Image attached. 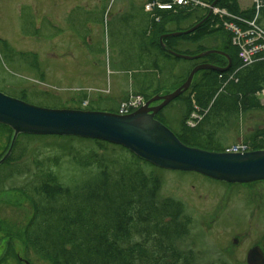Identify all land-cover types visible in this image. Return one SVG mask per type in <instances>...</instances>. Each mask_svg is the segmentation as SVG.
<instances>
[{"label":"rangeland","instance_id":"1","mask_svg":"<svg viewBox=\"0 0 264 264\" xmlns=\"http://www.w3.org/2000/svg\"><path fill=\"white\" fill-rule=\"evenodd\" d=\"M47 1L50 14L34 10ZM238 1L243 10L253 6L257 12L261 6L257 7L255 0ZM145 3L146 0H0V90L11 96L26 91L28 102L46 108L105 112L118 110L120 103L131 96L152 98L172 93L190 66L189 61L164 57L150 46V15L144 11ZM44 22L50 25L46 50L41 47L43 29L38 32ZM5 42L18 53L35 52L38 59L31 65L26 57L11 55L3 48ZM209 48L218 50L217 45ZM259 98L264 105V95ZM87 102L86 107L83 103ZM184 112L183 99L174 100L162 110L165 125L177 131ZM263 125L264 109H254L227 122L219 129L217 140L226 147L244 142ZM1 130L0 144H5L8 134ZM21 142L26 149L23 165L34 170L39 161L59 158L57 173L67 183L89 176L74 158L86 157L91 149L113 159H120L124 153L118 147L103 151L93 139L80 137H26ZM5 172L1 170L0 177ZM158 172L161 196L181 201L191 218L190 235L182 248L193 250L199 264H247V251L253 244L264 252V180L232 184L196 172ZM25 180L24 176H14L3 185L0 179V185L16 187ZM30 218L31 208L20 194H0V219L15 227L22 222L25 225ZM233 239L238 243L234 244ZM8 243L9 240L0 242V259ZM14 245L21 249L18 240ZM19 256L11 255L0 264H25ZM26 260L50 264L32 254Z\"/></svg>","mask_w":264,"mask_h":264},{"label":"trees","instance_id":"2","mask_svg":"<svg viewBox=\"0 0 264 264\" xmlns=\"http://www.w3.org/2000/svg\"><path fill=\"white\" fill-rule=\"evenodd\" d=\"M206 1L213 4L217 0ZM260 1L257 12L253 6L241 9L238 0H218L216 6L251 19L257 13V23L264 29V0ZM208 12L198 7H177L154 14L147 12L150 15L147 27L150 46L157 48L164 57L178 58L162 47L161 38L191 29L202 22ZM223 23L219 15L212 14L191 33L163 38L165 47L177 53L197 55L211 50L209 45H217L218 50L231 57L228 71L202 70L196 74L189 90L177 98L183 99L185 112L178 130H172L188 146L222 152L229 146L218 142L219 129L233 118L243 117L254 109H264L259 98L264 92V55L260 54L252 64L244 65L239 49L232 43V33ZM6 46L16 52L8 44ZM16 53L26 57L27 61L31 58L29 54ZM35 59H38L37 55H32V62ZM186 61L190 66L176 88L198 64L209 63L224 68L229 63L226 56L217 53ZM12 97L29 101L26 91ZM117 111L114 109L113 112ZM193 111L201 118L190 127L186 121ZM156 118L165 125L162 111ZM0 128L8 134V141L0 144L1 160L11 146L14 131L1 123ZM26 137L75 138L20 134L11 156L0 165V171L6 170L0 177L1 185L14 176L26 178L16 187L0 185V194L14 191L31 208L30 220L25 225L24 222L19 226L14 224L16 231L0 219V242L9 240L0 262L11 259V255L16 258L23 252L26 259L32 254L50 264H199L193 250L182 248L190 235L191 225L184 204L161 196L162 179L158 172L161 168L122 146L94 140L103 151L109 147L120 148L123 156L107 158L91 149L86 157L74 158L89 176L74 183L62 182L57 173L59 158L39 161L34 170L21 163L26 151L24 143L21 147V139ZM245 142L252 150L264 149V125L249 134ZM16 240L20 243L19 250L14 245Z\"/></svg>","mask_w":264,"mask_h":264},{"label":"water","instance_id":"3","mask_svg":"<svg viewBox=\"0 0 264 264\" xmlns=\"http://www.w3.org/2000/svg\"><path fill=\"white\" fill-rule=\"evenodd\" d=\"M218 1V0H217ZM215 1L212 6L217 4ZM212 14L189 30L174 32L161 38V45L170 54L186 60L200 59L210 54H221L228 58L224 68L209 63L196 65L186 81L168 95H157L133 113L121 115L114 112L53 109L34 105L9 96L0 91V123L14 131L11 146L0 160V165L13 151L20 134L75 136L102 140L122 146L137 157L165 170L196 172L214 180L245 184L264 180V149L243 153L211 151L184 144L176 134L155 118V115L185 93L199 71H228L231 57L220 50H208L197 55H186L169 50L163 38L179 36L195 31ZM160 101L155 106L152 103ZM248 264H264V253L260 247L252 248L247 257ZM26 264H31L26 261Z\"/></svg>","mask_w":264,"mask_h":264},{"label":"built area","instance_id":"4","mask_svg":"<svg viewBox=\"0 0 264 264\" xmlns=\"http://www.w3.org/2000/svg\"><path fill=\"white\" fill-rule=\"evenodd\" d=\"M255 3L259 7L261 1L255 0ZM177 7L213 9V13L222 18L224 27L232 33V43L239 49V57L244 65L252 64L258 55H264V29L257 23V13L252 19L230 14L225 9L212 8L211 4L206 0H152L146 3L145 10L154 14L155 11L175 10ZM143 103L144 99L141 96L131 97L129 101L121 104L119 112L121 114L129 113L139 108ZM199 119L200 116L197 112H193L188 124L194 126ZM250 149V144L240 142L232 144L226 151L239 153L247 152Z\"/></svg>","mask_w":264,"mask_h":264},{"label":"flooded vegetation","instance_id":"5","mask_svg":"<svg viewBox=\"0 0 264 264\" xmlns=\"http://www.w3.org/2000/svg\"><path fill=\"white\" fill-rule=\"evenodd\" d=\"M49 7H50V3L47 1L46 3H44V4H41V5H38L37 6V8L35 7L34 8V10L35 11H40V10H42L43 11V13H44V15L46 16L47 14H50L51 13V9H49ZM37 27V26H36ZM48 27H50V25L48 24V22H44L43 23V25H41L39 28H38V32H40L41 31V29H43V35L45 36V38H44V42H42V49L44 50H46L47 48H48V40H47V38H48V36H49V32H48ZM1 40V39H0ZM2 46V45H1ZM10 46V45H9ZM4 49H6L7 51H10L9 53H11V55H17V54H15L16 52H13V51H11V50H9L8 48H7V46H6V42L4 43V47H3ZM10 48L13 50V48L10 46ZM29 55L31 56V58L29 59V60H31V62H30V64L31 63H33L32 62V55L34 56V55H37L35 52L34 53H29ZM158 103H154V104H151V106H155V105H157ZM160 112V111H159ZM159 112L156 114V115H158L159 114ZM227 183V182H226ZM254 183V182H253ZM233 184V183H232ZM245 184H248V183H245ZM233 243L234 244H237L238 243V239H233ZM254 247H260V246H258V245H256V244H253V245H251V247L250 248H248V251H247V257H248V253H249V251L252 249V248H254ZM261 248V247H260ZM263 251V250H262ZM264 253V252H263ZM20 260H21V262H23V263H25L26 264V261H28V260H26L25 258H23V257H21L20 258ZM247 264H248V262H247Z\"/></svg>","mask_w":264,"mask_h":264}]
</instances>
